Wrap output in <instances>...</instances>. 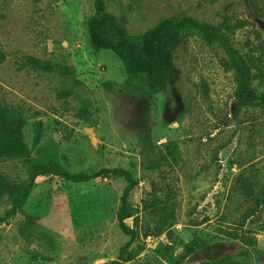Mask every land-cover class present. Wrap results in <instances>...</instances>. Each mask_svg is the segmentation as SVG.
<instances>
[{
	"label": "rangeland",
	"instance_id": "rangeland-1",
	"mask_svg": "<svg viewBox=\"0 0 264 264\" xmlns=\"http://www.w3.org/2000/svg\"><path fill=\"white\" fill-rule=\"evenodd\" d=\"M105 3L129 35L177 14L219 27L250 65L252 86L264 92V0ZM92 12L91 0H0V104L22 112L33 161L71 173L132 172L135 220L126 223L139 236L122 264H199L225 256L264 264V206L239 228L254 200L244 196L240 180L253 197L264 190V110L237 106V83L223 53L196 37L176 49L163 93L127 90L117 57L89 45ZM28 57L74 74L39 70ZM169 142L171 154L163 147ZM163 156L171 157L151 168ZM28 174L22 161H0V177L12 184ZM125 186L104 177L80 184L38 177L16 216L0 222V264H110L130 239L116 221ZM155 195L174 212L173 225L157 236L155 218L143 210ZM10 206V197L0 195V217ZM233 231L251 245L229 239ZM188 248L193 253L182 260Z\"/></svg>",
	"mask_w": 264,
	"mask_h": 264
},
{
	"label": "trees",
	"instance_id": "trees-1",
	"mask_svg": "<svg viewBox=\"0 0 264 264\" xmlns=\"http://www.w3.org/2000/svg\"><path fill=\"white\" fill-rule=\"evenodd\" d=\"M91 1L93 12L86 21L89 45L96 53L109 50L117 57L126 75L124 86L127 90H135L146 97L163 93L174 68L176 49L188 39L196 37L208 46H215L223 53V65L226 70L234 73L237 83L234 93L237 106L258 107L264 110V92H259L252 86L253 75L250 65L244 56L233 47L229 38L221 32L219 27L184 14H177L159 20L145 32L129 35L118 23L116 17L107 11L105 0ZM1 60L3 58H0ZM27 62L48 73L55 72L66 76L74 74L73 70L33 57H28ZM25 121L20 110L0 104V161H22L29 172L27 178L18 185L0 177V195L5 194L11 199V206L0 217V222L4 223L16 216L18 209L29 198L38 177L55 176L73 184L87 183L99 177L122 179L126 186L122 191L120 204L116 211V221L121 233L130 239L120 248L117 259L110 261V264H122L132 242L139 236L137 229L126 223L128 219L135 220L131 197L138 186V181L132 172L123 168H103L94 174L71 173L58 163L39 164L33 161L31 151L24 142ZM41 129V123H36L35 143H38L41 138ZM163 147L169 154L175 150L174 147H171L170 142L163 144ZM170 157L163 156L162 159L158 157L155 162L151 163V168H157L161 161H167ZM240 183L244 196L248 199L254 198L253 206L247 209L242 216L239 225L242 230L245 222L254 218L258 212L260 213L261 207L264 206V190L257 197H253L251 185L244 179H241ZM143 210L148 211L156 220L153 235H160L173 225V206L167 198L162 199L159 195H155L151 201L143 202ZM195 224L199 223L195 222ZM144 236H148V234L146 233ZM228 238L240 241L246 246L251 245L244 233L233 231L228 234ZM192 253L193 249L188 248L182 260ZM176 264H180V262ZM199 264L240 263L235 261L233 256H225L213 262L203 261Z\"/></svg>",
	"mask_w": 264,
	"mask_h": 264
}]
</instances>
